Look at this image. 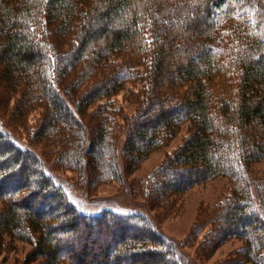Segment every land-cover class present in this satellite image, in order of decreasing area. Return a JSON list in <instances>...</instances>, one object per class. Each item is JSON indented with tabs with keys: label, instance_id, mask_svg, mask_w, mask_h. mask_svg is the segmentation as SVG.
<instances>
[{
	"label": "trees",
	"instance_id": "16d2710c",
	"mask_svg": "<svg viewBox=\"0 0 264 264\" xmlns=\"http://www.w3.org/2000/svg\"><path fill=\"white\" fill-rule=\"evenodd\" d=\"M186 1L0 0V79L9 98L20 93L14 119L28 122L34 105L43 103L31 135L50 145L58 164L81 172L90 195L92 183L103 179L119 182L134 198L132 165L183 123L193 126L168 164L144 179L147 205L91 214L70 200L46 152L0 117V251L16 233L28 236L20 238L32 245L29 260L37 264H195L162 231L150 200L225 176L229 194L219 228L245 239V254L264 264V180L253 172L264 161V0ZM176 12L184 31L200 39L199 55L188 52L184 65L176 57L169 70L176 38L166 25ZM142 67L143 91L130 89L138 111L115 114L109 102L138 82ZM151 114L153 133L144 122ZM134 138L146 141L144 149ZM96 149L109 164L92 163ZM52 201L57 214L33 211Z\"/></svg>",
	"mask_w": 264,
	"mask_h": 264
},
{
	"label": "rangeland",
	"instance_id": "374dc122",
	"mask_svg": "<svg viewBox=\"0 0 264 264\" xmlns=\"http://www.w3.org/2000/svg\"><path fill=\"white\" fill-rule=\"evenodd\" d=\"M195 3L193 1L188 4L189 14L195 12ZM259 14L262 16L261 11ZM182 17L183 15L178 12L167 17L168 24L166 27L171 29L172 35L176 38V45L174 48H171L168 55L167 68L169 70L173 69V64H176L178 60L184 65L189 53L191 57L199 55V50L197 51L195 46L198 45L200 39L197 38L196 34L193 37L189 30L184 31V28H182L184 27ZM200 20L202 25L207 22L205 16ZM120 28L125 29L126 26ZM139 73L138 82L136 80V83H133V87L127 84V88L109 102L110 109H113L115 114L121 112L124 115L131 116L138 111L139 97L131 93L130 89H137L138 92L139 90L143 91V84L145 82L143 79L146 78L145 68H139ZM173 75L175 76V73ZM6 90V85L0 79V117L3 118L9 127L19 132L26 140H24L25 143L27 142L28 145L43 153L46 152L51 162L55 164L56 173L65 184L68 197L78 209L85 213L97 214L104 209L128 212L132 207L143 208L145 204H148L142 184L144 179L148 178L156 170H159V167L166 166L171 160L170 157L173 152L179 147L181 148V145L192 133L193 126L191 123H183L176 136L172 137V135H169L167 139H164L162 147H154L142 163L136 162L132 165L131 173L128 177L136 186L138 185V193H136L137 195L134 198L130 196L128 189L123 187L119 182L110 181L107 183L103 179H96L92 183V193L90 195L89 191L84 188L86 182L81 172L77 171L76 167L72 166V164L65 166L58 164L56 154L50 152V145L43 142V140H37L35 135L34 137L31 135L34 128H36L42 119L44 104L39 103L34 105L36 110L32 112L28 122H17L14 119V113L20 99V93L18 91L16 96L9 98L6 95ZM159 104L160 102L157 103V105ZM92 110L96 111L97 107L94 106ZM155 116L151 114L149 115V119L147 118L144 121L147 123L150 133H153L155 130L152 120L156 119ZM120 123L122 124L121 121ZM145 142V140L133 139V143L137 144L139 149H144L147 144ZM99 150L96 149L91 153L92 163L101 164L106 162L104 165L109 164V158L104 160V157L98 156V152L101 153V150ZM92 169H90L91 173H93ZM253 172L259 177H256V179L264 180V161L255 164ZM100 177H103V175ZM164 178L168 181L171 179L170 176ZM229 183L225 176H217L211 180L194 185L190 189H184L182 194L176 195L175 191L172 194L171 192H167L164 194L162 200H150L152 211L156 215L162 231L171 237V239L173 238L180 243L184 252L186 251L188 255L195 258V264H257L245 254V247L247 245L245 239L227 236V228L224 226H222V229L219 228V210L222 200L227 199V195L229 194ZM47 200L51 201V196ZM51 203L52 205L49 207L45 206L43 210L39 206L33 211L40 216L57 214L59 204L53 201ZM4 207V202L0 201V214L4 210ZM20 237L28 238L24 234L19 235L16 233L13 236H7L4 249L0 251V264H37L36 261L29 260L32 245L29 241ZM83 237L82 242L85 243L86 237L85 235ZM75 248H66V252L71 254ZM166 256V259L169 260V256ZM61 264L69 263L63 260Z\"/></svg>",
	"mask_w": 264,
	"mask_h": 264
}]
</instances>
